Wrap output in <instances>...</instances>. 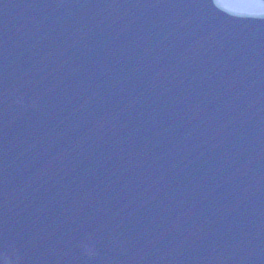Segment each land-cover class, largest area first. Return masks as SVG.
Instances as JSON below:
<instances>
[{
	"label": "water",
	"instance_id": "obj_1",
	"mask_svg": "<svg viewBox=\"0 0 264 264\" xmlns=\"http://www.w3.org/2000/svg\"><path fill=\"white\" fill-rule=\"evenodd\" d=\"M141 264H264V0H97Z\"/></svg>",
	"mask_w": 264,
	"mask_h": 264
},
{
	"label": "clouds",
	"instance_id": "obj_2",
	"mask_svg": "<svg viewBox=\"0 0 264 264\" xmlns=\"http://www.w3.org/2000/svg\"><path fill=\"white\" fill-rule=\"evenodd\" d=\"M82 253L85 257H87L89 260L94 259L96 256V251L94 246L89 242L88 244H85L82 246Z\"/></svg>",
	"mask_w": 264,
	"mask_h": 264
}]
</instances>
